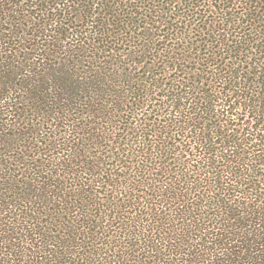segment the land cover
Instances as JSON below:
<instances>
[{"label": "trees", "instance_id": "trees-1", "mask_svg": "<svg viewBox=\"0 0 264 264\" xmlns=\"http://www.w3.org/2000/svg\"><path fill=\"white\" fill-rule=\"evenodd\" d=\"M0 264H264V0H0Z\"/></svg>", "mask_w": 264, "mask_h": 264}]
</instances>
